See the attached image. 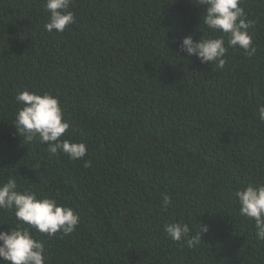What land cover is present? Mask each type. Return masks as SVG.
Returning <instances> with one entry per match:
<instances>
[{
  "label": "trees",
  "instance_id": "16d2710c",
  "mask_svg": "<svg viewBox=\"0 0 264 264\" xmlns=\"http://www.w3.org/2000/svg\"><path fill=\"white\" fill-rule=\"evenodd\" d=\"M45 5L0 0V185L15 178L78 213L69 235L30 229L46 264H264L234 196L264 184V0L239 5L255 54L225 36L222 69L176 56L174 40L213 37L196 0H72L63 33L46 31ZM26 90L58 98L61 139L85 143L83 159L25 143L14 121ZM174 222L209 230L190 247L165 232ZM18 225L0 209V231Z\"/></svg>",
  "mask_w": 264,
  "mask_h": 264
},
{
  "label": "clouds",
  "instance_id": "9594fccd",
  "mask_svg": "<svg viewBox=\"0 0 264 264\" xmlns=\"http://www.w3.org/2000/svg\"><path fill=\"white\" fill-rule=\"evenodd\" d=\"M72 0H46L48 22L45 29L63 33L75 23L73 12L69 11ZM205 10L201 24L210 30L213 37L204 35L198 41L193 36H186L179 44V53H186L188 58L196 57L201 64L210 63L222 69L226 63L224 57L227 45L239 48L251 56L255 54L252 39L248 29L254 26L247 19L240 7L241 0H196ZM219 33L218 36L215 34ZM16 102L22 107L15 115L14 127L18 134L24 136L25 143L39 139L47 144L50 155L58 153L66 155L70 160H81L86 156L87 145L83 142H73L61 139L70 125L64 119L58 98L50 93L38 94L24 91L17 94ZM259 119L264 121V104L258 105ZM85 167L90 161H85ZM239 204V214L254 221L255 234L258 240L264 241V184H248L234 193ZM171 203L170 198L164 197V204ZM0 209L14 210L19 225L8 231H0V264H46L44 243L33 238L31 230L52 236L57 233L71 234L80 222L78 213L73 208L58 204L57 200L48 197H38L36 193L17 190L15 178H9L0 185ZM199 235H191L187 223H170L165 226V232L176 242L186 241L188 246L200 243L201 232L207 233V225L198 226Z\"/></svg>",
  "mask_w": 264,
  "mask_h": 264
}]
</instances>
